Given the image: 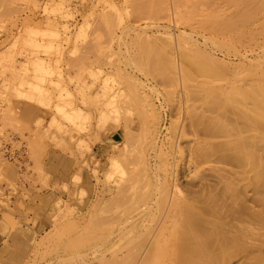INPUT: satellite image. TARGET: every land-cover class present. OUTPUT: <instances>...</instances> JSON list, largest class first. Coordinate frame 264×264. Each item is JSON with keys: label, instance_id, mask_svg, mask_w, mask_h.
I'll return each mask as SVG.
<instances>
[{"label": "rangeland", "instance_id": "1", "mask_svg": "<svg viewBox=\"0 0 264 264\" xmlns=\"http://www.w3.org/2000/svg\"><path fill=\"white\" fill-rule=\"evenodd\" d=\"M227 1L0 0V264H264V120L227 98L264 10Z\"/></svg>", "mask_w": 264, "mask_h": 264}, {"label": "bare ground", "instance_id": "2", "mask_svg": "<svg viewBox=\"0 0 264 264\" xmlns=\"http://www.w3.org/2000/svg\"><path fill=\"white\" fill-rule=\"evenodd\" d=\"M246 1H247V0H246ZM227 2L229 3V0H228ZM231 2L233 3V5L230 3L231 5H229V6H231L232 8H233L234 4H236L237 6H239V4H240V6H243V4H244V3H242V5H241V3H239L237 0H231ZM241 2H242V0H241ZM247 2H250V0H248ZM247 2H245L244 5L249 6V8H250L251 6L254 8V5H255L258 9H259V6H262L263 9H261L262 7H260V9H261V10H264V5H263L264 2H262V0L260 1V2H262V3L259 2V5H258V3H256V4L254 3L255 0H254V2L252 1V3H254V5L251 3V4H252L251 6H250V3L248 4ZM147 3H148V2H147ZM147 3H146V4H147ZM146 4H145V5H146ZM151 4H152V3H151ZM151 4H150V5H151ZM247 4H248V5H247ZM261 4H262V5H261ZM237 6H234V7L238 8ZM244 7H245V6H244ZM244 7H242V8H238L239 10L242 9V10H241L242 13H241V11H239L238 9L234 8V9H235L234 11H235L237 14H236L234 11H233L234 13H233V14L231 13V14H232L233 16H234V15H237L238 17H237V16H236V17L239 18V19L242 18V16H240V15H246L247 17L249 16V18H248L249 20L252 19L253 16H254V15H253V11H252V17H251V15H249V14L251 13V12L249 13L250 9L248 8V9H249V11H248L247 8H244ZM252 7H251V8H252ZM243 8H244V9H243ZM253 8H252V9H253ZM215 9H216V8L211 9L212 12H213V10L215 11ZM245 9L247 10L248 13H245V14H244V11H246ZM211 10H210V11H211ZM216 10H217V9H216ZM236 10H237V11H236ZM255 10H256V9H255ZM216 12L218 13L219 11L217 10ZM238 12H240L241 14H240V13L238 14ZM255 12H256V11H255ZM213 13H214V12H213ZM217 13H216V14H217ZM256 13H257V12H256ZM256 13H255V14H256ZM210 14H211V12L209 13V16H208V14H207V16L210 17V18L207 19V17H206L207 20L204 19L205 21H208V20H210V19H212V18H215V19H216V16L212 17L213 15H216V14H211V15H210ZM220 14H221V13H220ZM231 14H230V15H231ZM221 15H222V14H221ZM230 15H229V16H230ZM218 16H219V15H218ZM222 16L224 17V15H222ZM229 16H228V17H229ZM211 17H212V18H211ZM243 17H244V18L241 19V20H246V19H247L245 16H243ZM221 18H222V17L219 16V19H217V21L220 20ZM233 18H235V16H234ZM233 18H231V19H229V20H228V18H225V17L222 18V19H223V20L221 19L222 22L220 21L221 26L218 24L219 21H218V23H217L219 26H215V25H216V22H214L215 19H213L212 22H213V25H214V23H215V25H214L215 28H216V27H220V28H221V27H223V28L225 27V28H227V27H229V26H231V25H232V28H233V24L236 23V22H234V20H235V21L237 20L236 18H235V19H233ZM225 19L228 20V21H226ZM204 20H203V22H205ZM215 21H216V20H215ZM223 21H226L227 23L225 22V23H226V24H225ZM230 21H233L234 23L232 22V23H233V24H232V23H230ZM210 22H211V21H210ZM212 22H211V23H212ZM206 23H207V22H206ZM206 23H205V24H206ZM208 23H209V22H208ZM242 23H243V22H242ZM222 24H223V26H222ZM228 24H229V25H228ZM236 24H237V23H236ZM202 25H203V23H202ZM211 25H212V24H211ZM242 25H243V24H242ZM245 25H246V22H245ZM249 25H250V24H249ZM207 26H209V25H207ZM214 26H210V27H212V30L214 29ZM238 26H239V24H238ZM243 27H244V25H243ZM247 27H248V26H247ZM205 28H206V26H205ZM223 28H221V29H223ZM229 28H230V27H229ZM236 28H237V27H236ZM244 28H246V27H244ZM217 29H218V28H217ZM215 30H216V29H215ZM229 30H231V29H229ZM237 30H238V29H237ZM213 31H214V30H213ZM216 31H217V30H216ZM225 31H227V30H225ZM219 32H220V31H219ZM223 32H224V30H223ZM231 32H232V31H231ZM233 32H234V31H233ZM233 32H232V34H233ZM240 32H241V31H240ZM240 32H239V33H240ZM243 32H244V31H243ZM215 33H216V32H215ZM246 34H248V33H246ZM246 34H245V36H246ZM229 35H230V34H229ZM234 35H235V33H234ZM238 35H241V36H242V33H241V34H238ZM231 36H232V35H231ZM241 36H240V37H241ZM236 37H237V35H236ZM243 37H244V34H243ZM228 38H229V37H228ZM230 39L233 40L234 38H233V39L230 38ZM236 39L238 40V37H237ZM241 41H242V40H241ZM146 49H148V48H146ZM193 49H194V48H193ZM144 50H145V49H144ZM198 50H199V49H198ZM204 51H205V50H204ZM198 52H199V51H198ZM185 53H186V52H185ZM205 53H206V52H205ZM186 54H187V53H186ZM200 54H201V53H200ZM206 54H207V53H206ZM145 55H146V54H145ZM147 55H149V54H147ZM190 55H191V54H190ZM192 55H193V54H192ZM192 55H191V58H192ZM151 56H152V55H151ZM211 56H212V55H211ZM189 57H190V56H189ZM192 59H193V58H192ZM192 59H191V60H192ZM196 59H197V58H195V61H193V62H197V61H198V62L200 63V61H199V60L196 61ZM38 60H39V59H38ZM186 60H187V59H186ZM188 60H189V59H188ZM206 61H207V60H206ZM189 62H191V61H189ZM202 62H204V61H202ZM199 63H198V66L203 65V63H200V64H199ZM35 64H37V63H35ZM40 64H41V63H40ZM40 64H39V65H40ZM196 64H197V63H196ZM207 64H208V63H207ZM204 66H205V64H204L203 66H200L199 68H200L201 70H202L203 68H207V67H204ZM252 66H253V65H252ZM194 67H195V65H194ZM201 67H203V68H201ZM210 67H213V66H210ZM255 67H256V66L254 65V67H252V68L255 69ZM46 68H47V67H46ZM196 68H198V67H196ZM246 68H248V67H246ZM252 68H249V69L252 70ZM36 69H37V68H36ZM43 69H44V68H43ZM254 69H253V71H254ZM37 70H38V69H37ZM187 70H188V69H187ZM197 70H198V69H197ZM206 70H208V68H207ZM206 70H205V71H206ZM247 70H248V69H246L245 71L248 72ZM43 71H44V70H43ZM46 71H47V70H46ZM199 71H200V70H199ZM215 71H216V70H213V72H215ZM186 72H187V71H186ZM186 72H185V73H186ZM203 72H204V71H203ZM206 72H209V70L206 71ZM219 72H220V71H219ZM243 72H244V71H243ZM198 73H199V72H198ZM215 73H216V72H215ZM251 73H252V72H251ZM262 73H264V72H262ZM207 74H208V73H207ZM207 74H206V76H207ZM211 74H212V73L210 72V76H211ZM220 74H221V73H220ZM220 74H219V75H220ZM258 74H259V73H258ZM186 75H188V74H186ZM217 75H218V74H217ZM260 75H262V74H260ZM232 76H233V74L231 75V77H232ZM235 76H236V75H235ZM240 76H241V75H240ZM248 76H249V75H248ZM254 76H255V75H254ZM263 76H264V75H263ZM185 77H186V76H185ZM204 77H205V76H204ZM208 77H209V74H208ZM211 77H212V76H211ZM211 77H210V78H211ZM219 77H220V76H219ZM221 77H222V76H221ZM221 77H220V78H221ZM258 77H259V76H258ZM212 78H213V77H212ZM223 78H224V77H223ZM223 78H222V79H223ZM256 78H257V77H256ZM260 78L264 79L263 77H260ZM260 78H257V79H259V80L261 81ZM188 79H189V77H188ZM204 79H205V78H204ZM214 79H217V78L215 77ZM245 79H246V78H245ZM257 79H256V80H257ZM207 80H208V79H207ZM217 80H218V79H217ZM236 80H237V79H236ZM236 80H233V81H236ZM240 80H241V79H240ZM253 80H255V78H253ZM233 81H232V83H234ZM238 81H239V79H238ZM250 81H251V80H250ZM204 82H205V83H204ZM206 82H207V81H203L204 84H206ZM209 82H211V80H210V81L208 80V83H209ZM236 82H237V81H236ZM258 82H259V81H258ZM232 83H231V85H229V87H231L232 85H234V84H232ZM244 83H245V82H244ZM244 83H243V84H244ZM250 83H251V82H248L247 84H249L250 86H249V87L246 86L245 88H241V87H243L244 85H243V86L241 85V87H238V85L236 86V84H235V86H232L231 88H228V89H230L229 92H228V96H227L226 92H225L224 94H226L225 96H227V98L229 97L228 99H231L230 102L232 101L233 96H234V95H237V94H239V96L242 97V100H243V101H245V100H246V101L248 100L247 102L251 101V103H253V105H254V106H253V105L250 106V108H252L251 111H253L254 114H255V116H257L260 120H261V119L264 120V80H263L262 82H259L257 85H254V84H256V82L254 83L253 81H252V84H250ZM252 85H253V86H252ZM227 86H228V85H227ZM227 86H226V87H227ZM239 86H240V85H239ZM215 87H216V86H215ZM36 89H37V87H36ZM38 89H40L39 86H38ZM219 89H220V88H219ZM208 90H209V89H208ZM209 91H210V90H209ZM214 92H215V91H214ZM216 92H218V91H216ZM215 94H216V93H215ZM239 98H240V97H239ZM234 99H235V98H234ZM246 101H245V102H246ZM233 102H234V100H233ZM233 102H232V103H233ZM245 102H243V104H244ZM240 105H241V104H240ZM237 106L239 107V102H237ZM247 106H248V105H247ZM241 108H242V107H241ZM243 109H244L245 111H250V109H249L248 107L244 106V105H243ZM247 158H248V157H247ZM243 160H244V159H243ZM180 189H181V188H180ZM162 203H163V202H161V204H162ZM163 205H164V204H163ZM171 207H172V206H171ZM176 207H178V206H176ZM167 208H168V207H167ZM179 210H181V208H180ZM183 210H184V209H183ZM187 210H188V208H187ZM176 212H177V210H176ZM176 215H177V214H176ZM128 234H129V233H128ZM196 252H197V251H196ZM190 253H192V252H190ZM147 263H148V262H147ZM144 264H146V262H145Z\"/></svg>", "mask_w": 264, "mask_h": 264}]
</instances>
